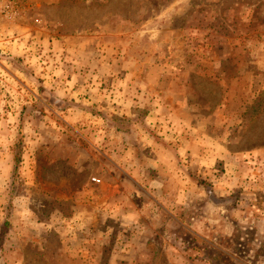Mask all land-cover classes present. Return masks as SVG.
Here are the masks:
<instances>
[{"label": "rangeland", "instance_id": "374dc122", "mask_svg": "<svg viewBox=\"0 0 264 264\" xmlns=\"http://www.w3.org/2000/svg\"><path fill=\"white\" fill-rule=\"evenodd\" d=\"M0 264H264V0H0Z\"/></svg>", "mask_w": 264, "mask_h": 264}]
</instances>
